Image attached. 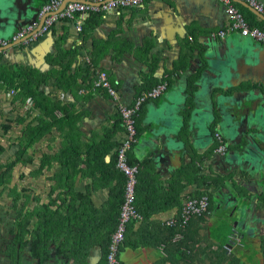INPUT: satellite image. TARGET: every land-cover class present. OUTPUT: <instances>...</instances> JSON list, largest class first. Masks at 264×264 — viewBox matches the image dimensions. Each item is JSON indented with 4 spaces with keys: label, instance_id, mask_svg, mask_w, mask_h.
<instances>
[{
    "label": "crops",
    "instance_id": "0c3cea01",
    "mask_svg": "<svg viewBox=\"0 0 264 264\" xmlns=\"http://www.w3.org/2000/svg\"><path fill=\"white\" fill-rule=\"evenodd\" d=\"M47 1L0 0V41L8 43L0 47V264H108L126 177L117 167L126 137L119 106L162 82L168 89L143 104L128 154L139 169L142 218L128 224L118 264H264V159L245 138L253 121L247 132L186 130L192 95L203 87L205 47L223 45L236 58L225 86L264 91V45L236 32L215 39L231 23L218 0H146L62 19L30 44L14 40L41 21ZM234 6L264 30L253 9ZM100 71L117 98L95 88ZM164 126L184 148L165 149ZM216 132L228 157L216 151ZM204 192L205 216L185 229L166 224Z\"/></svg>",
    "mask_w": 264,
    "mask_h": 264
},
{
    "label": "built area",
    "instance_id": "2783aa9c",
    "mask_svg": "<svg viewBox=\"0 0 264 264\" xmlns=\"http://www.w3.org/2000/svg\"><path fill=\"white\" fill-rule=\"evenodd\" d=\"M146 0H49L39 10L38 19L21 28L14 40H22L26 44L38 41L50 28L62 19L74 20L77 17L84 18L89 12H109L123 7H137ZM222 3L230 17L228 28L219 31L214 36L224 38L231 33H239L242 37L250 38L264 45V30L252 26L244 14L234 6V0H218ZM248 3L256 11L264 13V6L257 0H239ZM80 23V22H79ZM78 26V29H81ZM6 41H0V47L7 45ZM95 88L106 89L117 98V92L112 87L108 73L100 71L94 82ZM168 89V82H162L155 88L142 94L133 105H120L119 114L126 137L118 149L117 167L126 175L125 200L121 208L116 231L113 233L108 247V264H118L117 256L121 245L125 241L128 224L133 220L142 218L136 206V187L138 184L139 169L129 164L128 154L134 143L137 142V120L144 103L160 98ZM215 140L218 144L217 153L225 155L228 151L227 143L220 132H216ZM210 208V197L203 195L200 198H189L185 201L180 216L166 222L170 227L179 226L182 229L188 227L194 217L205 216Z\"/></svg>",
    "mask_w": 264,
    "mask_h": 264
},
{
    "label": "water",
    "instance_id": "95a60500",
    "mask_svg": "<svg viewBox=\"0 0 264 264\" xmlns=\"http://www.w3.org/2000/svg\"><path fill=\"white\" fill-rule=\"evenodd\" d=\"M235 1L244 3L264 19V13L256 11L248 3L239 0ZM257 1L264 6V0ZM34 21L36 20L34 19L32 22ZM214 38L217 39L215 36ZM222 49L223 45L217 50H213L210 46H206L204 49L202 64L206 71L202 76L203 87L197 85L202 89L192 95L193 105L189 107V125H187L186 130H190L191 134L196 132L197 135H206L209 133L211 126L217 125L220 129L227 132H247L245 125L252 120L253 127H251L252 129L249 128L251 132L245 138L249 141V145H254L258 148L264 159V91L261 89H250V87H244L240 83L225 86L224 81L236 73L237 60L232 55L230 48H226V51H222ZM234 51L238 52L236 49ZM216 83L223 88V91L219 94H215V87L210 88L209 85H216ZM237 87L240 88L237 89ZM203 90L205 95L209 97L205 107H202ZM161 134L165 138V149H172L175 152L181 150V145V148H184V141L180 140L174 128L164 126L161 129ZM191 137L189 136L190 139ZM228 154L227 151L223 156L228 157ZM228 190H230V186H228ZM229 201L230 196L227 198L228 203H230ZM226 206V209H228L229 206Z\"/></svg>",
    "mask_w": 264,
    "mask_h": 264
},
{
    "label": "trees",
    "instance_id": "16d2710c",
    "mask_svg": "<svg viewBox=\"0 0 264 264\" xmlns=\"http://www.w3.org/2000/svg\"><path fill=\"white\" fill-rule=\"evenodd\" d=\"M251 24V23H250ZM252 26H256V25H253L251 24ZM261 28V27H260ZM70 89V88H68ZM130 164L131 165H135V163L131 162L130 161ZM125 177V176H124ZM206 183V182H205ZM122 184H123V188H121V192L119 194V198H120V202L118 204V207H116V211H117V215L116 217H118V220H119V217H120V213H121V208H122V205L124 203V200H125V188H126V177L124 178V181H122ZM139 184V183H138ZM137 184V185H138ZM206 186H208L206 184ZM137 189H138V186L136 187V206H137ZM208 195L209 196V193L208 192H204V193H201L200 195L196 196V197H193V198H200L202 195ZM211 198V196H210ZM138 207V206H137ZM210 209V208H209ZM138 210H139V207H138ZM140 212V211H139ZM118 220H117V225H118ZM110 244V243H109Z\"/></svg>",
    "mask_w": 264,
    "mask_h": 264
}]
</instances>
